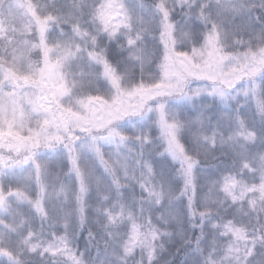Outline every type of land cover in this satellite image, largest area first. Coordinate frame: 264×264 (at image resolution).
Returning <instances> with one entry per match:
<instances>
[{
    "label": "snow or ice",
    "instance_id": "obj_1",
    "mask_svg": "<svg viewBox=\"0 0 264 264\" xmlns=\"http://www.w3.org/2000/svg\"><path fill=\"white\" fill-rule=\"evenodd\" d=\"M0 264H264V0H0Z\"/></svg>",
    "mask_w": 264,
    "mask_h": 264
}]
</instances>
